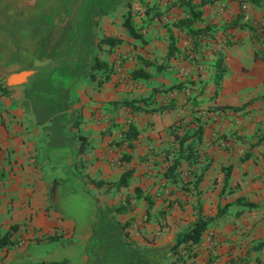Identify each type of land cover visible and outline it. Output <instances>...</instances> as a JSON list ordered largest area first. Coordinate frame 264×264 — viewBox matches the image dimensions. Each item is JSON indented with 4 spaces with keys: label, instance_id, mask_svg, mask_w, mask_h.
<instances>
[{
    "label": "crops",
    "instance_id": "obj_1",
    "mask_svg": "<svg viewBox=\"0 0 264 264\" xmlns=\"http://www.w3.org/2000/svg\"><path fill=\"white\" fill-rule=\"evenodd\" d=\"M201 1L0 0V264H264V0ZM193 4L200 19L179 27ZM200 29L205 68L183 80ZM121 47L135 60L92 79ZM69 185L91 198L83 221L60 206Z\"/></svg>",
    "mask_w": 264,
    "mask_h": 264
},
{
    "label": "trees",
    "instance_id": "obj_2",
    "mask_svg": "<svg viewBox=\"0 0 264 264\" xmlns=\"http://www.w3.org/2000/svg\"><path fill=\"white\" fill-rule=\"evenodd\" d=\"M190 1L191 0H189V3H191ZM207 1L208 0H202L200 4L205 3ZM196 6H197L196 4L190 5L191 18L190 19H184L183 21L177 22V25L179 27L191 25L194 21L200 19V11L195 9ZM123 26L130 36H132L134 38H140V34L137 33V31L134 27V23L132 21L130 12H128L124 16ZM200 31H202V30L201 29L198 31L195 30L194 34H198ZM204 31L207 32L206 29H204ZM120 43H121L120 39L115 38V37H111V36H107V37H103L100 39V41L98 42V47L106 46L107 52L109 53L112 48H114L116 45H119ZM91 70H92V73L90 76L92 79L95 78V75L93 73L95 70L96 71L101 70L103 72H106L105 80L108 79L109 75L112 74V72H113L111 65H108L107 62L101 60L97 56L94 58V61L91 65ZM122 105L133 106L132 103H128V102H123ZM197 134H198V136H201L200 130L197 132ZM136 135H137L136 128L133 126V124H129L128 127L126 128V130L124 131L123 137L126 140H131L134 137H136ZM180 143H181V145L184 146L185 150L187 151L186 157L189 159L193 158L195 156V154H194V142L193 141L187 142L185 137H184L183 139L180 140ZM130 146H132L131 143H130ZM81 148L82 147H80V150H81ZM177 165H178V161L173 163L172 166L169 168V171L167 172V175L170 178H172V180L175 179V175L177 174L174 172L177 168ZM130 174H131V170L130 169L126 170L121 175V178L116 183V185L118 187L126 186L128 183V179L130 177ZM95 184L98 185L100 183L95 182ZM218 215H219V213H218ZM210 221H211V218H206L203 216L198 217L196 222L192 226V228L183 235L182 242L189 244V246H192L193 244L197 243L200 240L202 233L208 227V224L210 223ZM10 236H11V233L9 232V233L4 234L2 237H0V245L2 243H5L7 240H9ZM174 253L177 254L178 251L176 249H174ZM58 264H64V263H58Z\"/></svg>",
    "mask_w": 264,
    "mask_h": 264
},
{
    "label": "built area",
    "instance_id": "obj_3",
    "mask_svg": "<svg viewBox=\"0 0 264 264\" xmlns=\"http://www.w3.org/2000/svg\"><path fill=\"white\" fill-rule=\"evenodd\" d=\"M226 4L223 2L221 4H219L218 6V11L222 12L225 8ZM241 10L245 11L247 9V4L246 3H242L240 6ZM190 41L188 42L189 44V49L187 50V52L189 54H187V56L185 57V62L184 64L180 67V75L182 77L183 80H187L189 79V77L192 74L195 73H199L202 72L205 68L204 63L199 60L198 58H196V56H194L191 52L193 51V47L197 44L198 47L200 48L201 52H204L206 50H208L209 46H210V37L209 35L204 31H200L198 34H194L192 36H190ZM186 52V51H185ZM134 59V54L132 51H129V49L126 48H118L116 49L114 56H113V61H112V69L114 71L117 72H121L123 64L125 62H133ZM185 94L186 96L189 94V89L185 90ZM159 194V192H158ZM148 221V215L147 213H143L141 214V216L137 219L135 226L136 227H142L145 225V223H147ZM24 226H20L18 228V233L16 234L13 244L15 247H20L25 243V237L23 236L22 232L24 231Z\"/></svg>",
    "mask_w": 264,
    "mask_h": 264
},
{
    "label": "clouds",
    "instance_id": "obj_4",
    "mask_svg": "<svg viewBox=\"0 0 264 264\" xmlns=\"http://www.w3.org/2000/svg\"><path fill=\"white\" fill-rule=\"evenodd\" d=\"M69 191L63 195L60 206L71 219L83 221L92 210L91 198L79 187L68 186Z\"/></svg>",
    "mask_w": 264,
    "mask_h": 264
}]
</instances>
